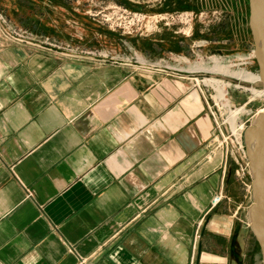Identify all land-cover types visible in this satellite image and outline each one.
<instances>
[{
	"label": "crops",
	"instance_id": "crops-1",
	"mask_svg": "<svg viewBox=\"0 0 264 264\" xmlns=\"http://www.w3.org/2000/svg\"><path fill=\"white\" fill-rule=\"evenodd\" d=\"M93 2L0 0V264H244L251 192L204 82L233 14L126 34Z\"/></svg>",
	"mask_w": 264,
	"mask_h": 264
},
{
	"label": "rangeland",
	"instance_id": "rangeland-1",
	"mask_svg": "<svg viewBox=\"0 0 264 264\" xmlns=\"http://www.w3.org/2000/svg\"><path fill=\"white\" fill-rule=\"evenodd\" d=\"M213 2H217V0H201L200 5H197L194 0H94L90 14L97 21L126 34L153 31L156 26H159L160 22L165 26H174L178 32L182 30L183 33L185 28L190 29L196 23H200L207 28L218 26L220 31L224 32L223 30L227 28L229 22L228 15L233 14L231 16L233 22L231 21V25L229 24L232 27V32H227L221 37L220 54L212 57L213 61L216 60L215 56L221 57V61L215 62L221 65V72L223 71L222 73L225 74L220 73L221 76L216 75L217 77L214 78L211 74L206 73L204 82L206 84L211 83L215 88V91L212 92V101L215 103L214 110L216 109L217 122L221 125L225 134L230 131V127L238 140L240 127L242 125L246 127L255 114L264 107V97L253 94L251 88L261 89L263 86L259 79L257 82L252 78L248 80L240 79V77L237 78L238 76L234 77L229 74L230 71V73L241 71L244 74H258L254 57L252 62V58H247L246 55L249 52L248 43L245 41V36L248 37V28L243 24L244 18L243 22L240 19L242 15L245 17L248 12L247 1L244 5L237 0H220L219 5H211ZM150 9H166L168 14L150 13L147 11ZM240 13L241 16L237 17ZM25 30L30 33L27 29ZM34 36L40 37L38 35ZM41 39L43 41L47 40V42L60 43V41L49 36H41ZM229 42L235 47L230 50L231 52L225 47V44ZM234 52L236 57L229 58V60L228 56H231ZM227 64L231 66L228 67ZM217 78L223 81H215ZM226 89L228 94L222 96L223 91ZM218 97H220V100H217ZM239 107H242V110H238V113H232L233 110L240 109ZM243 179L246 183L247 181L250 182L249 174L245 175ZM238 181L240 182L241 178L240 180L238 178ZM244 235L247 237L242 251L244 264H262L259 245L249 226L244 231Z\"/></svg>",
	"mask_w": 264,
	"mask_h": 264
},
{
	"label": "water",
	"instance_id": "water-1",
	"mask_svg": "<svg viewBox=\"0 0 264 264\" xmlns=\"http://www.w3.org/2000/svg\"><path fill=\"white\" fill-rule=\"evenodd\" d=\"M248 25L253 56L264 89V0H248ZM242 139L250 175L251 202L247 208L250 230L255 237L264 264V107L244 128ZM240 261V254L237 255Z\"/></svg>",
	"mask_w": 264,
	"mask_h": 264
},
{
	"label": "built area",
	"instance_id": "built-area-1",
	"mask_svg": "<svg viewBox=\"0 0 264 264\" xmlns=\"http://www.w3.org/2000/svg\"><path fill=\"white\" fill-rule=\"evenodd\" d=\"M0 22H2V23L5 22V17L3 16V14L1 12H0ZM8 31L9 32H6L5 34H8L11 37H14V38L19 39V40H39V38H37L36 36H34V35L30 34V33H27V31L25 29L11 28V29H8ZM44 42H47V40L44 41ZM47 43L54 44L56 46H61L60 44L52 43L51 41H48ZM215 59H216L215 61H221V57L220 56H215ZM232 64H234V63H232ZM217 80L218 81H223V80H220L218 78L215 79V81H217ZM227 94H228V91L226 89V90L223 91V95L222 96H226ZM217 100H220V97H218ZM215 124H216V128L219 131V134L221 135V138L226 141L225 143H230L231 144L230 148L228 149V152H230V154L233 156V158H234V160L236 162V165H237V168H236L237 177L239 178V180L241 178V182L244 184V186L248 190H250V182L247 181V183H246L244 181V179H243V177L245 175L249 174L248 161H247L246 151H245V147H244V143H243V139H242V134H243V130H244L245 126L242 125L240 127L239 139L237 140V138L234 136V133L232 132L230 127H229L230 131L229 132L227 131V133L225 134L223 132L222 128H221V125L217 121H215ZM221 198H222V194L220 192L214 194L212 199H211L212 205L216 204Z\"/></svg>",
	"mask_w": 264,
	"mask_h": 264
},
{
	"label": "bare ground",
	"instance_id": "bare-ground-1",
	"mask_svg": "<svg viewBox=\"0 0 264 264\" xmlns=\"http://www.w3.org/2000/svg\"><path fill=\"white\" fill-rule=\"evenodd\" d=\"M218 62V61H217ZM216 65V69L218 68L219 69V71L221 72V65L220 64H218V63H216L215 64ZM214 65V66H215ZM226 66V65H225ZM223 68V67H222ZM194 69H199V68H194ZM201 69V68H200ZM206 69V68H205ZM215 69V70H216ZM225 69V68H224ZM223 69V70H224ZM227 69V68H226ZM192 70V69H191ZM193 71V70H192ZM244 71V70H243ZM223 72V71H222ZM221 72V73H222ZM226 72H227V70H226ZM231 72V71H230ZM229 72V74H231L232 76H234V77H237V78H239L240 77V79L241 78H243V79H246V80H248V79H255L256 81L258 80V79H260V76L257 74V75H253V74H244V73H242L241 71H233V73H230ZM228 73V72H227ZM223 74H225V73H223ZM261 80V79H260ZM214 81V80H213ZM258 82V81H257ZM262 84V83H261ZM217 85V84H216ZM234 85V84H233ZM252 89V91H253V94H255V95H258V96H264V89L263 88H261V89H256V88H251ZM220 95V94H219ZM240 108V107H239ZM240 110H242V107L240 108V109H235V110H233V112L232 113H238ZM261 110V109H260ZM259 110V111H260Z\"/></svg>",
	"mask_w": 264,
	"mask_h": 264
}]
</instances>
